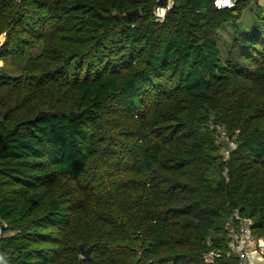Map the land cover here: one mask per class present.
<instances>
[{
    "label": "trees",
    "instance_id": "16d2710c",
    "mask_svg": "<svg viewBox=\"0 0 264 264\" xmlns=\"http://www.w3.org/2000/svg\"><path fill=\"white\" fill-rule=\"evenodd\" d=\"M259 1L0 0V264H238L235 211L264 238Z\"/></svg>",
    "mask_w": 264,
    "mask_h": 264
},
{
    "label": "built area",
    "instance_id": "2783aa9c",
    "mask_svg": "<svg viewBox=\"0 0 264 264\" xmlns=\"http://www.w3.org/2000/svg\"><path fill=\"white\" fill-rule=\"evenodd\" d=\"M236 3V0H214V4L217 8H232ZM174 0H168L166 7H157L154 11L156 19L159 21L164 20L166 13L172 8ZM226 142L228 147L224 150L225 159L227 160L231 154V151L236 149V137L230 139L224 130H220L218 134V141ZM222 142V143H224ZM219 143V142H218ZM232 219L235 223L228 226L230 233V244L228 256H236L238 258V264H251L249 254L254 251H259L264 255V238H257L252 230L253 221L248 218H242L238 211H235ZM8 223L0 215V239L3 236L10 235ZM220 253L211 252L210 258L219 256Z\"/></svg>",
    "mask_w": 264,
    "mask_h": 264
},
{
    "label": "rangeland",
    "instance_id": "374dc122",
    "mask_svg": "<svg viewBox=\"0 0 264 264\" xmlns=\"http://www.w3.org/2000/svg\"><path fill=\"white\" fill-rule=\"evenodd\" d=\"M258 6H261L263 8V13H264V0H260L257 4H252L249 8H247L243 14L242 19L239 21L240 28L243 30H252L254 28V24L256 22V17H257V10ZM6 36L2 35L0 38V43L3 44L5 41ZM230 40V34L225 32V38L222 41L228 42ZM224 49V47H222ZM224 56V54L222 53ZM0 67H4L7 70H12L13 72L17 71V67L14 65L12 62H7L5 60H0ZM219 143L224 142L218 141Z\"/></svg>",
    "mask_w": 264,
    "mask_h": 264
},
{
    "label": "water",
    "instance_id": "95a60500",
    "mask_svg": "<svg viewBox=\"0 0 264 264\" xmlns=\"http://www.w3.org/2000/svg\"><path fill=\"white\" fill-rule=\"evenodd\" d=\"M139 14H140L139 9H136L134 11L127 13V15H139ZM69 116H70L71 120H76L82 116V113L70 111ZM79 248L81 251V256L83 258L91 260V256H92L94 246L91 245L90 247L86 248L83 244H80ZM249 259L251 261V264H264V255H262L259 251L251 252L249 254Z\"/></svg>",
    "mask_w": 264,
    "mask_h": 264
}]
</instances>
